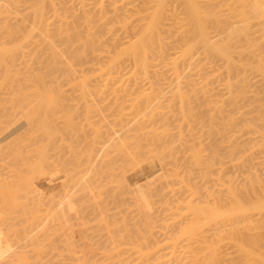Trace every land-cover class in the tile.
Listing matches in <instances>:
<instances>
[{"label": "rangeland", "instance_id": "374dc122", "mask_svg": "<svg viewBox=\"0 0 264 264\" xmlns=\"http://www.w3.org/2000/svg\"><path fill=\"white\" fill-rule=\"evenodd\" d=\"M39 1L1 0L0 2L1 5L3 4L2 7L4 6L3 10L1 8V13L5 11L3 12L5 15L9 14H7L8 17L6 16V19L3 18V15L0 17V43H2L0 45H3L4 49L7 47L15 49L16 47L12 48L14 46L12 43L15 41L13 43L15 46L17 43L24 47L23 52H21L24 58L19 52L16 53V56H21L19 58L15 57L17 62L15 63L14 60V62L10 61L11 64H15V66L12 65L14 69L11 66L15 70V74L17 72L16 69H20L18 72L22 73L23 76H20L21 74L18 76V82L15 81L14 83V90L10 88L11 83L9 84L10 86L6 84V87L3 85L1 77L4 73L2 65L0 67V106L2 105L0 107V138L12 133L13 129H18L25 122L24 127L20 131L5 141H9V143L0 144V193L2 194L0 196V214L4 218L3 222L5 221V225H8L7 227L4 225V229H8V231L6 229L4 232L6 235L5 248L8 249L6 250L7 253L10 251L6 254L7 257H5L3 264H209L213 251L222 254L220 255L221 260H223L221 264H263L264 147L262 149L261 145L264 143L253 141L255 137L252 136L254 133L252 129L254 127L251 124H245L239 115L234 116V118L238 119L234 123L235 125L230 123L232 122L233 114L231 94L229 92L230 81L228 80L230 73L227 59L220 56H208L206 59L203 51H200L201 53H198L199 56H196L195 49L192 51L195 54L193 59L196 57L194 61L193 59L184 61L182 60L184 57H178L181 48L179 50L177 48L185 46V43H187L186 39H190L192 34L188 35L189 38H187L188 36L185 37L187 34L181 37L185 39L183 41L184 39L181 40L179 38L181 35L174 33L172 29L173 32L172 34L170 33V38L167 33V27H179L184 24L188 28L196 22L189 11V5H187V8V3L184 4L185 0L183 2H181L182 0ZM161 1H163L164 5L162 7L160 6ZM164 2H167V4H164ZM207 2L206 0H202L201 4L196 2L201 6L203 5L202 9L196 5L207 15L205 20L208 21L204 22H206V27L209 25V29L207 28L209 36H218L217 39L219 41L220 37H224V35H221V29L226 25L223 20L227 19L226 22L228 23L229 17L226 15H229V13L225 15L228 10L224 9V7L212 10L210 9L212 8L210 7L211 4L209 6V2L208 4ZM60 5L63 8H60ZM56 10L57 12H55ZM41 13L43 17H41ZM130 15L131 17H129ZM62 16L65 17L63 18ZM156 19H159V21L157 20L159 26L160 24L163 25L162 22L164 23V28L161 29V26L159 27L163 31L159 29L161 31H159L160 34H163L160 35V37L163 36V39H161L162 48L155 45V48L149 52V56L153 58L148 56L150 65L148 75L140 71L135 75L133 70H130L133 68L132 65L130 64V67L127 63L124 65L125 67L123 66L121 73L115 74L118 79L122 74L124 81L120 77L122 81L119 79L116 84L115 80L117 78L114 75L113 79L115 80H112L111 85L107 84L108 87L106 86L105 88L101 84L96 85L94 79L95 82L91 81V68H97L98 64L105 63V60L103 61L99 57L103 49L106 51L109 47L110 50L112 41L125 42L135 35L138 38L141 36L139 35L140 32L148 28L150 26L148 24L153 23ZM122 22L123 25H121ZM124 25H127V27L128 25L131 26L128 28L125 26L124 28L126 29H124ZM56 26L57 29L55 28ZM109 26L114 31L110 30ZM185 26L184 28H186ZM164 29L166 30L164 31ZM13 30L17 36H14ZM111 31L114 33H109ZM9 32L12 33L10 35L14 38H8ZM106 35L108 36L106 37ZM66 36L69 37L67 38ZM97 39H100L99 42L101 44ZM9 40L10 43L8 42ZM12 40L13 42H11ZM87 40L95 43L93 52H87L84 55L85 57H81V61L78 60L73 63L74 66L71 69H69L70 67L67 68L73 54L77 53V51L80 52V47ZM49 44H53L52 52L48 49L50 48L48 47ZM21 45L18 48H21ZM97 45L101 48L97 47ZM52 53L62 63L59 65L60 69L54 70L56 73L53 70H49L50 68L46 66L49 58L53 56ZM180 59L185 64L184 66L180 64L182 63ZM95 60L98 62L96 63ZM10 62L7 61V63ZM175 66L179 67V71L172 70ZM46 67L48 72H54L55 75L53 77L55 78L52 76L50 77L52 80L49 77L45 78V83H48L49 88H54L51 86L54 82V86L58 85L55 88L59 91L53 89L52 92L48 93L52 107L48 103L50 108L48 106L45 107L48 109L47 112L46 109L43 110L46 105L38 108V111L40 109L38 115L42 113L40 118L38 117L40 121V124H37L38 126L44 124L43 119L45 120L49 114L47 116L49 122L47 119L45 120L48 122V125L45 122L47 128H45L46 126L44 127L45 130L49 129L47 132L45 130L42 131L41 127L38 128L36 124H34L36 127L31 124L32 127H29V124L26 125V114L30 113L29 111L34 108L31 98L26 103L18 100L23 104L21 108L20 102L15 101L16 104H14L13 97H11L12 94L17 95L20 92L19 90H22V94L31 96L33 93L31 91L35 90L21 88L18 92L16 86L20 85V83L24 85V77L26 79L27 74V76L34 74L32 70L33 72L43 73L46 71ZM12 69L9 68L10 71ZM67 81H70L72 85ZM85 82L89 84V88L91 86L93 88L88 89V85ZM122 82H125V85L121 84ZM95 85L99 87V90L94 87ZM46 90L51 91L52 89L49 90L46 87L44 94H47L45 93ZM152 90L154 91L152 92ZM160 90L161 94L159 93ZM157 91H159V99H157L159 101H156L153 108H149V111H146L147 113L144 111L143 113L142 111L138 112V108L146 100L145 97L152 96V93L156 95L158 94L156 93ZM113 103H117V105L115 104V106ZM239 105L242 104L239 103ZM117 106L122 108L118 109ZM26 108L28 109L26 110ZM183 108L185 109L183 110ZM41 109L47 115H44ZM245 110H248V108L246 107ZM48 111H51V113ZM183 111L187 113L184 114ZM22 114H25L26 117H23L24 115L22 116ZM168 116L170 117L169 119ZM22 117L26 119L23 120ZM132 119H134V122H131ZM239 120L243 124L241 122L239 124ZM126 121H128L129 125L125 124ZM140 121L144 123L143 127H146L147 130L145 131L144 129L145 132L138 130L139 133L133 131L135 127L137 128V124L142 123ZM37 123L39 122L37 121ZM132 123H136V125ZM235 126H238L239 129ZM10 129L11 132L9 131ZM237 130L239 131L238 133ZM48 131L51 137L47 135ZM234 132L237 134H234ZM250 133L252 134L250 135ZM140 134L141 137L139 138ZM156 136L158 139H155ZM134 137L138 139L136 140ZM250 137L253 138L251 139ZM15 139L17 140L14 141ZM164 141L165 143H162ZM236 141L237 145L239 144L241 149L243 148L242 150L240 149L241 152L244 151V147L247 145L246 149L249 148L248 151L245 150L246 153L242 152L243 154H239V152L234 154L236 150L233 149L236 147L231 145L234 142L236 145ZM153 142L155 146L151 145ZM242 142L243 144H241ZM254 143H257L258 147H255L256 144ZM138 146H141L140 149ZM251 148L252 150H250ZM121 150L124 151L122 152ZM237 150L240 151L239 148ZM159 151H161L160 154ZM121 152L125 154L120 155ZM132 153L134 154L132 155ZM149 154L153 155L154 159L150 158ZM196 154H200L198 158ZM39 155L42 156L39 157ZM46 159L50 162V165L49 162L46 165ZM42 160L43 162H41ZM198 160L202 161L203 164ZM41 163H44V165L41 166ZM37 165L41 166V169L42 167L45 168L42 169L44 171L42 174L39 171L40 167H37ZM46 172L50 174H46ZM153 172H157V176L147 180L146 177L151 176ZM37 173H40L41 176ZM27 178L34 180L32 184L35 187L34 192L29 190L30 194L27 196L28 200L26 201L25 199L27 198L25 197L24 199L26 188L22 189L24 190L23 193L25 192L21 196L23 200L19 198V194L22 192L18 193L17 190H20L18 189L19 187L22 188L18 184L28 180ZM22 185L24 187L23 183ZM142 185L143 189L141 188V191H138L142 192L143 195L136 190L138 186L142 187ZM150 185L151 187L149 188L148 186ZM36 188L40 189L43 194L39 195L40 192ZM10 192H15L19 196L15 195L16 197H14L12 194L13 198L10 201ZM232 192L239 193L242 196L240 202L243 203V208H246V212L245 210L243 211L244 213L241 212L243 214L240 212L231 214L230 210L236 207L235 201L232 202ZM31 197H34V199ZM207 209L208 211H205V213L208 212L209 214L212 210L215 213L214 209H216L219 216L208 218L210 215L208 213L204 215L205 213L203 212ZM59 213L65 215L64 219L66 221L61 217L63 214L60 215ZM66 216L68 217L66 218ZM59 217L64 221L61 219L59 221ZM191 219L193 220L191 221ZM238 220L240 223L237 222ZM244 222L245 225H243ZM40 223L44 224L41 225ZM233 224H237L238 227L243 225L239 227V229L242 228L239 230L240 235H234V238L229 235V230H233L237 226L234 225L233 227ZM67 225H71L70 228ZM215 236L218 237L216 238ZM230 236L236 240H232ZM241 241H245L244 246L247 244L248 247L246 248L251 251L254 247V257L256 258L257 256V259L254 257L245 258L246 255L245 257L241 256V248H239L240 252L237 248L239 246L237 242ZM241 246L243 247V244Z\"/></svg>", "mask_w": 264, "mask_h": 264}, {"label": "bare ground", "instance_id": "6f19581e", "mask_svg": "<svg viewBox=\"0 0 264 264\" xmlns=\"http://www.w3.org/2000/svg\"><path fill=\"white\" fill-rule=\"evenodd\" d=\"M7 1V0H6ZM39 1V0H38ZM52 1V0H51ZM59 1H61V0H59ZM64 1V0H63ZM131 1V0H130ZM140 1V0H139ZM163 1H166V0H163ZM163 1H161V7L162 6H164L163 5ZM184 0H182L181 2H183ZM197 3H200L202 0H200V1H197V0H185V2H184V4H186V7H187V5H189L188 7H190V13L192 14V16H193V19L196 21L193 25H190L188 28L183 24L182 26L180 25L179 27L178 26H173V27H171V26H169V27H167V33L169 34V36H170V33L172 34V29L174 30V33H176V34H180L181 36L179 37V38H181V37H183V36H185L186 34V36L185 37H187L189 34L191 35V37H190V39H186L187 40V43H185L186 45L184 46H182V47H180L179 45V47L177 48V50H179L180 48H181V52H180V55L178 56L179 58H182V57H184L182 60H184V61H188V60H190L191 61V59H193V55H195L196 54V56L198 55V53L200 52V51H203L204 52V55H205V57H206V59H207V57L209 56H220V57H223L224 59H227V61H228V67H229V73H230V78H229V80L228 81H230V87H229V92H230V94H231V106H232V114H233V117H232V122H230V123H236V120H238V119H236V118H234V116L236 115H239L240 117H242V119H243V121L245 122V124H251V126L252 127H254L253 129H252V131L254 132L253 133V135L252 136H254L255 138L253 139V141L254 142H258V143H261V142H263L264 143V0H206V1H208L209 2V6H210V4H211V6L210 7H212V8H210V9H220V8H223L224 7V9H227L228 11L225 13V15L226 14H228L229 13V15H226L227 17H229L228 18V23L226 22L227 21V19L226 20H223L225 23H226V25H224L223 26V28L221 29V35H224V37H220V39H219V41H218V36H214V37H210L209 36V34H208V32H207V28H208V26L206 27V25H205V23L208 21V20H205V19H207L206 17H207V15L204 13V11H202V10H200V9H202L201 7L203 6H201L200 4H197ZM0 2H1V0H0ZM2 2H4V1H2ZM32 2V1H31ZM36 2V1H35ZM40 2V1H39ZM44 2V1H43ZM48 2V1H47ZM68 2V1H67ZM137 2V1H136ZM180 2V3H181ZM205 2V1H204ZM203 2V3H204ZM208 2H207V4H208ZM60 3H62V2H60ZM64 3V2H63ZM167 4V2H164V4ZM202 3V4H203ZM45 4V3H44ZM134 4H136V3H134ZM200 6V9H199V7L197 6ZM3 5V4H2ZM2 5L0 4V17H1V15H3V18H7L8 16H7V14L5 15V13H3V12H5V11H2V13H1V8H2V10H3V7H2ZM37 5V4H36ZM42 5V4H41ZM46 5V4H45ZM113 5V4H112ZM129 5V4H128ZM205 5H206V3H205ZM5 6H6V4H5ZM39 6V5H38ZM51 6V5H50ZM56 6V5H55ZM207 6V5H206ZM44 7V6H43ZM43 7H42V9H43ZM52 8H53V6H51ZM51 7H50V9H51ZM66 7V6H65ZM112 7V6H111ZM137 7V6H136ZM187 7V8H188ZM60 8H63L62 7V5H60ZM139 8V7H138ZM166 8V7H165ZM171 8V7H170ZM10 9V8H9ZM45 9V8H44ZM54 9V8H53ZM56 9V8H55ZM68 9V8H67ZM136 9V8H135ZM162 9V8H161ZM167 9V8H166ZM39 10V9H38ZM49 10V9H48ZM58 10V9H57ZM57 10L55 11V12H57ZM61 10V9H60ZM142 10V9H141ZM7 11H9V10H7ZM6 11V12H7ZM115 11V10H114ZM128 11V10H127ZM140 11V10H139ZM40 12H41V9H40ZM67 12V11H66ZM136 12H138V11H136ZM135 12V13H136ZM160 12V11H159ZM209 12V11H208ZM37 13H39V12H37ZM43 13H45V12H43ZM134 13V14H135ZM46 14V13H45ZM57 14V13H56ZM69 14V13H68ZM67 14V15H68ZM105 14V13H104ZM133 14V15H134ZM208 14V13H207ZM4 15H5V17H4ZM9 15V14H8ZM43 14L41 13V17H43L42 16ZM167 15H168V13H167ZM7 16V17H6ZM54 16V15H53ZM66 16V15H65ZM64 16V17H65ZM99 16H100V14H99ZM218 16V15H217ZM63 17V16H62ZM61 17V18H62ZM63 17V18H64ZM76 17V16H75ZM105 17V16H104ZM103 17V18H104ZM129 17H131V15L129 16ZM128 16H127V18H129ZM209 17H211V16H209ZM227 17H225V18H227ZM45 18V17H44ZM52 18V17H51ZM61 18H59V19H61ZM50 19V18H49ZM57 19H58V16H57ZM78 19V18H77ZM209 19V18H208ZM4 20V19H3ZM62 20V19H61ZM75 20V19H74ZM99 20V19H98ZM129 20V19H128ZM157 20L159 21V19H156L155 21H153V23H151V24H148V25H150L148 28H144L145 30H143L142 32H140V34L139 35H141V36H139L138 38L137 37H135V36H133L134 38H137V39H134L133 37L131 38V39H129V40H127V41H125V42H120V41H116V42H113L112 41V43H110L111 45H110V50H109V47L106 49V51H104L105 49H101L103 52H100V51H98V49H97V51L98 52H100V58H102L103 59V61L105 60V63H103V64H101V66H100V64H98L99 66L97 67V68H94L93 66V68H91V73H92V75H91V81L93 80L94 82H95V84L97 85V84H101V86H103L104 88L107 86L108 87V85H111V81L113 80H115V79H113V77H114V75L115 74H117L118 75V72H120V71H123L122 69H123V66L125 65V64H129V66L131 67V65H132V69H130V70H133V72L135 73V75H136V73L137 72H141V73H145V75H146V73H147V75L149 74V71H148V69H149V59H148V56L150 55L149 54V52L151 51V50H153L154 48H155V45H157L158 47H161L162 46V40L161 39H163V36L162 37H160V35H163L162 33L160 34V32L162 31L161 29L162 28H164L163 27V25H164V23L162 22V24L163 25H161L160 24V26H159V22H157ZM2 21V20H1ZM87 21V20H86ZM123 21V20H122ZM204 21H206V22H204ZM77 22H78V20H77ZM90 22V21H89ZM100 22H101V20H100ZM99 22V23H100ZM140 22V21H139ZM54 23V22H53ZM61 23V22H60ZM87 23V22H86ZM224 23V24H225ZM103 24V23H102ZM125 24V23H124ZM127 24H128V22H127ZM210 24V23H209ZM62 25V24H61ZM61 25H59V26H61ZM67 25V24H66ZM77 25V24H76ZM90 25V24H89ZM106 25V24H105ZM121 25H123V22H122V24ZM166 25V24H165ZM47 26V25H46ZM53 26V25H52ZM98 26H100L99 24H98ZM108 26V25H107ZM126 26V28H128V27H130L131 25H128V27H127V25H124L123 26V28ZM184 26L187 28H184ZM220 26H222L221 24H220ZM69 27V26H68ZM87 27V26H86ZM89 27V26H88ZM106 27V26H105ZM110 27V26H109ZM133 27V26H132ZM161 29H160V28ZM19 28V27H18ZM56 29H57V26L55 27ZM59 28V27H58ZM66 28V27H65ZM112 27H110L109 29L110 30H113V29H111ZM126 28H124V29H126ZM135 28V27H134ZM34 29V28H33ZM51 29V28H50ZM86 29V28H85ZM91 29H92V27H91ZM108 29V28H107ZM115 29V28H114ZM123 29V30H124ZM161 31H160V30ZM209 29V28H208ZM11 30V29H10ZM60 30V29H59ZM88 30V29H87ZM90 30V29H89ZM100 30H102V29H100ZM128 30V29H127ZM166 29H164V31H165ZM65 31V30H64ZM98 31V30H97ZM107 31V30H106ZM114 31V30H113ZM125 31V30H124ZM123 31V32H124ZM160 31V32H159ZM171 31V32H170ZM13 32H14V36H17V35H15V31L13 30ZM20 32H21V29H20ZM31 32V31H30ZM73 32V31H72ZM116 32H118V31H116ZM126 32H128V31H126ZM163 32V31H162ZM17 33V32H16ZM18 33H19V31H18ZM101 33H102V31H101ZM109 33H114V32H109ZM173 33V34H174ZM217 33V32H216ZM9 34V36H8V38L10 37V38H14L13 36H11L10 34H12L11 32H9L8 33ZM32 34V33H31ZM35 34V33H34ZM58 34V33H57ZM97 34V33H96ZM167 34V35H168ZM50 35V34H49ZM89 35V34H88ZM175 35V34H174ZM173 35V36H174ZM189 35V36H190ZM32 36V35H31ZM54 36V35H53ZM64 36H65V33H64ZM102 36V35H101ZM105 36V35H104ZM108 35H106V37H107ZM113 36V35H112ZM115 36H116V34H115ZM168 36V37H169ZM189 36L187 37V38H189ZM193 36V37H192ZM20 37V36H19ZM57 37V36H56ZM67 37V36H66ZM65 37V38H66ZM69 37V36H68ZM67 37V38H68ZM92 38V37H91ZM101 38V37H100ZM128 38H129V36H128ZM170 38H171V36H170ZM192 38V39H191ZM17 39V38H16ZM76 39V38H75ZM103 39V38H102ZM108 39V38H107ZM125 39H126V37H125ZM124 39V40H125ZM182 39H184V38H181V40ZM11 40V39H10ZM10 40L8 41L9 43H10ZM15 40V39H14ZM18 40V39H17ZM58 40V39H57ZM98 40V39H97ZM100 40V39H99ZM99 40H98V42H99ZM104 40V39H103ZM106 40V39H105ZM109 40V39H108ZM117 40H122V39H117ZM123 40V41H124ZM1 41V40H0ZM55 41V40H54ZM111 41V40H110ZM183 41H185V39L183 40ZM11 42H13V40L11 41ZM15 42V41H14ZM13 42V43H14ZM76 42V41H75ZM106 42H108V41H106ZM12 43V45H14L12 48H15V49H9V47H5L6 49H4L3 48V45H0V47H2V48H0V67H1V65H2V70H3V75H2V77H1V79H3V85L5 86L6 84H10L9 86H10V88L11 89H13L14 90V88H15V81L16 82H18V79L17 78H19L18 76L20 75V76H22V73H20V72H18L20 69H16L17 70V72H16V74H15V70H13L14 68H13V66L12 65H14L15 66V64L13 63V64H11V62L14 60L15 61V57L17 58H19L21 55H19V56H16V53H19L20 52V54H22V57L24 58V55H23V53H21V52H23V46L21 45V44H17L16 43V46H15V44H13ZM61 43H63V42H61ZM67 43V42H66ZM100 44H101V42H99ZM0 44H2V43H0ZM57 44V43H56ZM72 44H74V43H72ZM20 46L21 45V48L19 47L18 48V46ZM95 43L93 42V41H91V40H87L84 44H83V46L82 47H80V52L79 51H77V53H75V54H73V56H72V58H71V60H70V63H68V65H67V68L68 67H70L69 69H71L72 68V66H74V64L73 63H75V62H77L78 60H82V58H83V56L85 55V54H87V52H90V51H92L93 50V48H95ZM182 45V44H181ZM102 46L104 47V45H103V43H102ZM108 46V45H107ZM172 46V45H171ZM175 46V45H174ZM48 47H50V48H48V49H50V51L54 48L53 47V44H49V46ZM97 47H99V45H97ZM96 47V48H97ZM102 47V48H103ZM176 47V46H175ZM82 48V49H81ZM99 48H101V47H99ZM162 48V47H161ZM175 49V48H174ZM194 49L196 50V51H194ZM79 50V49H78ZM33 51V50H32ZM53 51V50H52ZM51 51V52H52ZM97 51H95V52H97ZM162 51V50H161ZM192 51H194V52H196L195 54H194V52H192ZM93 52V51H92ZM94 52V54H96ZM179 52V51H178ZM35 53V52H34ZM153 53V52H152ZM151 53V54H152ZM201 53V52H200ZM199 53V54H200ZM37 54V53H36ZM62 54V53H61ZM105 54V55H104ZM163 54V53H162ZM176 54V53H175ZM39 55V54H38ZM53 55V56H52ZM52 57L51 58H49V60L47 61V67L48 68H50L49 70H56V69H58L59 68V65H61L62 63H60L59 62V60H58V58L56 57V55L54 56V54L52 53ZM71 55V54H70ZM98 55V54H97ZM124 55V56H123ZM36 56V55H35ZM34 56V57H35ZM88 56H89V54H88ZM94 56V55H93ZM92 56V57H93ZM126 56V57H125ZM199 56V55H198ZM34 57H32V58H34ZM82 57V58H81ZM85 57V56H84ZM149 57H151V56H149ZM177 57V59H179ZM7 58H9V60H7ZM22 58V59H23ZM31 58V59H32ZM35 58H37V57H35ZM41 58V57H40ZM151 58H153V57H151ZM150 58V59H151ZM196 58V57H195ZM194 58V59H195ZM26 59V58H25ZM24 59V60H25ZM85 59V58H84ZM194 59H193V61H194ZM47 60V59H46ZM80 60V61H81ZM98 60V59H97ZM101 60V59H100ZM7 61L8 62H10V63H7ZM13 61V62H14ZM33 61V60H32ZM40 61V60H39ZM96 61V60H95ZM102 61V62H103ZM153 61V60H152ZM175 61V60H174ZM180 61H181V59H180ZM17 61H15V63H16ZM23 62V61H22ZM36 62V61H35ZM44 62V61H43ZM69 62V61H68ZM98 61H96V63H97ZM178 62V61H177ZM182 63H180L181 65L183 64V61H181ZM26 63V62H25ZM31 63V62H30ZM30 63H29V65H30ZM67 63V62H66ZM185 63V62H184ZM191 63V62H190ZM9 64H10V66H9ZM33 64V63H32ZM131 64V65H130ZM188 64H189V62H188ZM22 65V64H21ZM93 65V64H92ZM177 65V64H176ZM185 64H183V66H184ZM192 65V64H191ZM11 66H12V68H11ZM27 66V65H26ZM32 66V65H31ZM42 66H43V64H42ZM64 66V65H63ZM91 66V65H90ZM152 66V65H151ZM190 66V65H189ZM207 66V65H206ZM46 67V71L48 70V68ZM125 67V66H124ZM182 67V66H181ZM9 68L10 69H12L11 71L9 70ZM155 68V67H154ZM183 68V67H182ZM185 68V67H184ZM1 69V68H0ZM33 69V68H32ZM60 69V68H59ZM125 69V68H124ZM41 70V69H40ZM44 70V69H43ZM68 70V69H67ZM173 71H179V67L177 66H175L173 69H172ZM14 71V72H13ZM23 71V70H22ZM33 72V70H32V73H34V74H32L31 76L29 75V76H27L26 75V79H25V77H24V79L23 80H25L24 81V85H21V83H20V85L18 84V86H16L17 87V91L19 90V89H21V88H24V89H27V88H29V89H32V90H35V91H31V92H35L34 94L32 93L31 94V96L29 95V96H26L25 94H22L21 93V91L22 90H19L18 92V94L16 95H11V97H13V100H14V102L13 101H10V102H13L14 104H16L15 103V101H18V100H21L22 102H25L26 103V101L28 100V99H32V102L31 103H33L34 105H33V110H30L29 112L30 113H28V114H26L27 115V117L25 116V114H22V116L23 117H26L25 119L27 120V123H26V125L27 124H29V127L31 126V125H33V126H35L34 124H40V121L38 120V117L40 118V115H42V113H40V115H38L39 113V111H40V109H39V111H38V108H42V106L43 105H46V106H44V109L43 110H45L46 108L45 107H47L48 106V108H50V106H51V102L49 101V95H48V93L49 92H52L53 91V89H56L55 91H58L57 90V88H55V87H58V85H56V86H54V82H53V84L51 85L52 87H54V88H49L48 87V83H45L46 81H45V78H48L49 77V79H51L50 77L52 76H54L55 74H54V72L56 73V71H54V72ZM129 71V70H128ZM12 72V73H11ZM27 72V71H26ZM26 72H23V73H26ZM29 72V71H28ZM90 72V71H89ZM13 73H14V75H13ZM45 73H47V74H45ZM48 73H50V74H52V75H50V74H48ZM68 73H69V71H68ZM73 73V72H72ZM88 73V72H87ZM121 73V72H120ZM120 73H119V75H120ZM131 73V72H130ZM30 74H31V72H30ZM67 74V73H66ZM70 74V73H69ZM68 74V75H69ZM93 74H94V76H93ZM131 74H133V73H131ZM138 74V73H137ZM13 75V76H12ZM46 75V76H45ZM125 75V74H124ZM129 75V74H128ZM116 76V75H115ZM12 77H15V78H13L12 79ZM23 77V76H22ZM21 77V78H22ZM32 77V78H31ZM95 77V78H94ZM123 79V77H122V74L119 76V79L121 80V78ZM53 78H55V77H53ZM115 78H117L116 80H115V82H116V84H117V81L119 80L118 79V77L116 76ZM15 79V80H14ZM81 79V78H80ZM132 79V78H131ZM12 80H14V81H12ZM52 80V79H51ZM70 80V79H69ZM89 80H90V75H89ZM134 80V79H133ZM2 81V80H1ZM85 81V80H84ZM92 81V82H93ZM112 81V82H113ZM122 81V80H121ZM123 81H124V79H123ZM49 82H51L50 80H49ZM68 82V81H67ZM70 82V81H69ZM68 82V83H69ZM71 82H72V80H71ZM69 83V84H71L72 85V83ZM91 82V83H92ZM198 82V81H197ZM215 82V81H214ZM74 83V82H73ZM86 83V82H85ZM110 83V84H109ZM207 83V82H206ZM205 83V84H206ZM229 83V82H228ZM83 84H84V82H83ZM87 85H88V89H90V88H93L91 85V87L89 88V84L88 83H86ZM108 84V85H107ZM121 84H124L125 85V82H122ZM160 84V83H159ZM208 84V83H207ZM8 85H7V88H8ZM74 85V84H73ZM85 85V84H84ZM86 85V86H87ZM96 85L94 86L97 90H99L98 88L99 87H96ZM123 85V86H124ZM228 85V86H229ZM49 86H50V84H49ZM69 86V85H68ZM100 86V85H99ZM112 86H113V84H112ZM111 86V87H112ZM122 86V85H121ZM146 86V85H145ZM6 87V86H5ZM47 87V89H49V90H51V91H45V93H47V94H44L43 92H44V89ZM74 87V86H73ZM85 87V86H84ZM129 87H130V85H129ZM171 87V86H170ZM61 88V87H60ZM86 88V87H85ZM110 88V87H109ZM109 88H106V89H109ZM115 88V87H114ZM122 88V87H121ZM158 88V87H157ZM10 89V90H11ZM29 89H27V90H29ZM82 89V88H81ZM87 89V88H86ZM103 89V88H102ZM166 89V88H165ZM2 90V89H1ZM101 90V89H100ZM105 90V89H104ZM161 90H163V89H161ZM161 90H160V92L159 91H157L156 93H162L161 92ZM167 90V89H166ZM16 91V92H17ZM54 91V93H56ZM102 91V90H101ZM151 91V90H150ZM154 90H152V92H153ZM164 91V90H163ZM59 92V91H58ZM57 92V93H58ZM193 92V91H192ZM159 93L158 94H156V95H154V93H152V96H150L149 95V97H145L146 98V100H145V102H143L142 103V106H140L141 107V109H140V107L138 108L139 109V111L138 112H141L142 111V113H143V111L144 112H148L149 111V108L150 109H152L153 108V105L156 103V101H157V99H159ZM164 93V92H163ZM2 94V93H1ZM174 94V93H173ZM59 95V94H58ZM60 96V95H59ZM59 96H57L58 98H59ZM162 96V95H161ZM175 96V95H174ZM44 97H46V99H44ZM167 97V96H166ZM177 97V96H176ZM161 98V97H160ZM172 98H173V96H172ZM175 98V97H174ZM12 99V98H11ZM61 99V98H60ZM44 100H46V101H44ZM21 101H18V102H20V107L22 108L23 107V104H22V102ZM116 101V100H115ZM128 101V100H127ZM144 101V100H143ZM155 101V102H154ZM159 101V100H158ZM157 101V102H158ZM198 101V100H197ZM1 103H2V101H1ZM6 103V102H5ZM28 103V102H27ZM50 104V106H49V104ZM124 103V102H123ZM165 103H166V101H165ZM172 103H173V101H172ZM185 103V102H184ZM183 103V104H184ZM198 103V102H197ZM239 103H241L242 105H239ZM244 103V104H243ZM21 104H22V106H21ZM48 104V105H47ZM114 104V103H113ZM116 105H117V103H115ZM114 104V105H115ZM171 104V103H170ZM26 105H28V104H26ZM115 105V106H116ZM124 105V104H123ZM139 105V104H138ZM160 105V104H159ZM2 106V105H1ZM0 106V107H1ZM29 106H31L30 104H29ZM41 106V107H40ZM175 106V105H174ZM52 107V106H51ZM118 107V106H117ZM136 107V106H135ZM134 107V108H135ZM152 107V108H151ZM201 107V106H200ZM246 107L248 108V110H245L246 109ZM19 108V107H18ZM120 107H118V109H119ZM122 108V107H121ZM120 108V109H121ZM162 108V107H161ZM199 108V107H198ZM250 108V109H249ZM28 108H26V110H27ZM29 109H31L30 107H29ZM158 109V108H157ZM175 109V108H174ZM185 108H183V110H184ZM189 109V108H188ZM20 110V109H19ZM43 110L41 109V112H43ZM47 110L48 109H46V112H47ZM193 110V109H192ZM245 110V111H244ZM22 111H23V109H22ZM126 111V110H125ZM135 111V110H134ZM136 111H137V109H136ZM165 111V110H164ZM176 111V110H175ZM181 111V110H180ZM186 111V110H185ZM198 111V110H197ZM242 111V112H241ZM25 112V111H24ZM23 112V113H24ZM48 112H50L51 113V111H48ZM121 112V111H120ZM146 112V113H147ZM152 112V111H151ZM184 112V111H183ZM193 112V111H192ZM22 113V112H21ZM20 113V114H21ZM44 113V112H43ZM133 113V112H132ZM141 113V114H142ZM157 113V112H156ZM185 113H187V112H184V114ZM47 115V113H44V115ZM140 114V113H139ZM149 114V113H148ZM147 114V115H148ZM167 114V113H166ZM49 115V114H48ZM47 115V116H48ZM122 115V114H121ZM137 115V114H136ZM144 115H145V113H144ZM150 115V114H149ZM153 115V114H152ZM47 116H46V119H47ZM140 116H142V115H140ZM171 116V115H170ZM183 116V115H182ZM188 116V115H187ZM23 117H22V119H23ZM43 117V116H42ZM154 117V116H153ZM167 117V116H166ZM166 117H165V119H166ZM197 117V116H196ZM239 117V118H240ZM45 118V117H44ZM136 118H137V116H136ZM135 118V119H136ZM151 118V117H150ZM156 118V117H155ZM170 117L168 116V119H169ZM200 118V117H199ZM231 118V117H230ZM229 118V119H230ZM21 119V118H20ZM25 119H23V120H25ZM45 119V120H46ZM141 119V118H140ZM164 119V120H165ZM241 119V118H240ZM242 119H241V121H242ZM44 119H43V122H44V124H42L43 122H42V119H41V124L43 125V127H42V125L41 126H38V128H40L42 131H44L45 130V128H47V126L46 125H48L47 123L49 122L48 121V119H47V121L48 122H46ZM134 119H132V121L131 122H134L133 121ZM139 120V119H138ZM151 120V119H150ZM161 120V119H160ZM186 120H187V118H186ZM230 120V121H231ZM37 121L39 122V123H37ZM129 121H130V119H129ZM136 121V120H135ZM143 121V120H142ZM142 121H140V122H142ZM146 121V120H145ZM159 121V120H158ZM163 121V120H162ZM184 121V120H183ZM240 120H239V124H240V122H241ZM17 122H18V120H17ZM16 122V123H17ZM45 122H46V125H45ZM127 122V123H126ZM125 122V124H128V121H126ZM138 122V121H137ZM136 122V123H137ZM144 122V121H143ZM141 123L142 124V126H141V124H137V128L135 127L134 128V130L133 131H135V132H138V130L139 131H144V129H145V131L147 130V128L146 127H143V124L145 123ZM155 122V121H154ZM153 122V123H154ZM157 122V121H156ZM160 122V121H159ZM158 122V123H159ZM167 122V121H166ZM188 122V121H187ZM15 123V124H16ZM136 123L135 124H133V125H136ZM152 123V124H153ZM161 123V122H160ZM159 123V124H160ZM164 123V122H163ZM186 123V122H185ZM242 124H243V122H241ZM31 124V125H30ZM121 124V123H120ZM150 124V123H149ZM151 124V125H152ZM174 124V123H173ZM233 124H232V126H233ZM20 125V124H19ZM24 125H25V122L24 123H22V126H20L18 129H13V131H12V133H9L8 135L6 134L5 135V137H1L0 138V144L2 145V143H4L8 138H11L12 136H14V134L16 133V132H18V131H20L23 127H24ZM124 125V124H123ZM129 125V124H128ZM153 125H155V124H153ZM162 125H164V124H162ZM235 125V124H234ZM46 126V127H45ZM144 126H146V125H144ZM158 126V125H157ZM167 126H168V123H167ZM246 126H248V125H246ZM250 126V127H251ZM32 127V126H31ZM36 127V126H35ZM45 127V128H44ZM50 127V126H49ZM163 127V126H162ZM166 127V126H165ZM231 127V126H230ZM236 127V126H235ZM42 128H44V129H42ZM143 128V129H142ZM236 128H238V126L236 127ZM7 129V128H6ZM27 129V128H26ZM29 129V128H28ZM130 129V128H129ZM150 129H151V127H150ZM232 129V128H231ZM239 129V128H238ZM47 130H49V129H46L45 131L47 132ZM51 130V129H50ZM123 130V129H122ZM126 130V129H125ZM148 130H149V128H148ZM213 130V129H212ZM245 130V129H244ZM250 130V129H249ZM5 131V130H4ZM10 132H11V129L9 130ZM142 131V132H143ZM144 131V132H145ZM246 131V130H245ZM252 131H250V132H252ZM27 132V131H26ZM46 132H43L44 134H47ZM49 132V131H48ZM216 132H218V131H216ZM239 131L237 130V133H238ZM242 132V131H241ZM22 133V132H21ZM31 133H32V129H31ZM115 133V132H114ZM139 133V132H138ZM219 133V132H218ZM237 133H235L234 132V134H237ZM246 133V132H245ZM4 134V133H3ZM50 134V132L47 134L48 136H50L49 135ZM117 134V133H116ZM115 134V135H116ZM152 134V133H151ZM206 134H208V133H206ZM213 134V133H212ZM214 134H216V133H214ZM233 134V135H234ZM248 134H249V132H248ZM252 133H250V135H251ZM134 135V134H133ZM144 135V134H143ZM154 135V134H153ZM153 135H151V136H153ZM242 135V134H241ZM18 136V135H17ZM20 136V135H19ZM118 136V135H117ZM124 136V135H123ZM150 136V135H149ZM161 136V135H160ZM199 136V135H198ZM197 136V137H198ZM246 136V135H245ZM51 137V136H50ZM120 137V136H119ZM125 137V136H124ZM123 137V138H124ZM128 137V136H127ZM141 137V134H140V136H139V138ZM147 137H148V135H147ZM163 137V136H162ZM167 137H168V135H167ZM211 137H212V135H211ZM240 137V136H239ZM247 137V136H246ZM20 138V137H19ZM111 138V137H110ZM115 138V137H114ZM165 138V137H164ZM169 138H171L170 136H169ZM201 138V137H200ZM203 138V137H202ZM236 138V137H235ZM251 139L253 138V137H250ZM121 139V138H120ZM134 139H136V137H134ZM138 139V138H137ZM136 139V140H137ZM143 139H145V138H143ZM155 139H158L157 138V136L155 137ZM160 139V138H159ZM237 139H239V138H237ZM237 139H235V140H237ZM12 140V139H11ZM17 139H15L14 141H16ZM128 140V139H127ZM165 140V139H164ZM108 141H109V139H108ZM115 141V140H114ZM121 141V140H120ZM124 141V140H123ZM170 141H171V139H170ZM216 141V140H215ZM247 141V140H246ZM8 143H9V141H7ZM7 142H5L4 144H6ZM116 142H117V140H116ZM122 142V141H121ZM141 142H142V138H141ZM140 142V143H141ZM249 142H250V140H249ZM114 143V142H113ZM148 143V142H147ZM156 143V142H155ZM162 143H165V141L164 142H162ZM170 143V142H169ZM199 143V142H198ZM235 143V142H234ZM232 144L231 146H235L237 149L239 148V150L241 149V147L239 146V144L237 145V141H236V145L235 144ZM251 143V142H250ZM108 144V143H107ZM145 144V143H144ZM168 144V143H167ZM174 144V143H173ZM172 144V145H173ZM187 144V143H186ZM241 144H243V142L241 143ZM245 145H246V143H244ZM249 144V143H248ZM254 144H256V146L255 147H258L257 146V143H254ZM123 145V144H122ZM134 145V144H133ZM137 145V144H136ZM151 145H154V142H153V144H151ZM157 145V144H156ZM159 145V144H158ZM172 145H171V147H172ZM220 145V144H219ZM244 145V146H245ZM251 145V144H250ZM259 146H260V144H258ZM264 145V144H263ZM263 145H261L262 146V149H263ZM111 146H113V145H111ZM110 146V147H111ZM116 147H117V145H115ZM124 146V145H123ZM122 146V147H123ZM142 146V145H141ZM141 146H138L139 147V149H140V147ZM146 146H148V145H146ZM155 146V145H154ZM160 146V145H159ZM161 146H163V145H161ZM217 146V145H216ZM233 146V147H234ZM239 146V147H238ZM241 146H243V145H241ZM248 146V145H247ZM247 146L246 147H244V151H242L243 153H246L245 152V150H247L248 151V149H246L247 148ZM136 147V146H135ZM138 147H137V149H138ZM209 147V146H208ZM219 147V146H218ZM253 147V146H252ZM156 148V147H155ZM158 148V147H157ZM165 148V147H164ZM199 148V147H198ZM210 148V147H209ZM236 148H231V149H233V150H236V151H234V154H237L238 152H239V154H241L242 152H241V150L243 149H241L240 151H238ZM118 149H120V148H118ZM124 149H125V146H124ZM133 149V148H132ZM167 149V148H166ZM179 149V148H178ZM202 149H203V147H202ZM219 149H220V147H219ZM254 149V148H253ZM260 149H261V147H260ZM259 149V150H260ZM127 150H129V149H127ZM145 150V149H144ZM143 150V151H144ZM159 150V149H158ZM169 150V149H168ZM198 150V149H197ZM196 150V151H197ZM201 150V149H200ZM204 150V149H203ZM218 150V149H217ZM233 150H231V151H233ZM250 150H252V148L250 149ZM118 151V150H117ZM122 151V150H121ZM124 151V150H123ZM122 151V152H123ZM130 151V150H129ZM154 151H155V149H154ZM171 151H173V150H171ZM210 151V150H209ZM115 152V151H114ZM120 152V151H119ZM120 153V155L121 154H125V153ZM128 152V151H127ZM156 152V151H155ZM160 152L161 151H159V154H160ZM195 152V151H194ZM216 152V151H215ZM236 152V153H235ZM42 153V152H41ZM140 153V152H139ZM149 153V152H148ZM151 153V152H150ZM157 153V152H156ZM155 153V154H156ZM198 153V152H197ZM213 153V152H212ZM233 153V152H232ZM242 153V154H243ZM260 153H261V151H260ZM263 153V152H262ZM45 154V153H44ZM127 154V153H126ZM129 154V153H128ZM134 153H132V155H133ZM153 154V153H152ZM215 154V153H214ZM46 155V154H45ZM141 155V154H140ZM150 155V154H149ZM162 155H163V153H162ZM168 155H170V154H168ZM195 155V154H194ZM197 155V154H196ZM200 155V154H199ZM199 155H197V158H198V156ZM217 155V154H216ZM42 156V155H41ZM40 155H39V157H41ZM148 156V155H147ZM153 155H150L149 157L150 158H153L152 157ZM180 156V155H179ZM237 156V155H236ZM132 157V156H131ZM166 157V156H165ZM172 157V156H171ZM193 157H195V156H193ZM48 158H49V156H48ZM47 158V159H48ZM145 158V157H144ZM147 158V157H146ZM157 158H159V157H157ZM47 159H46V161H45V163H46V165L48 164L47 162H49V161H47ZM154 159V158H153ZM164 159V158H163ZM177 159V158H176ZM185 159V158H184ZM199 159H200V157H199ZM145 160H147V159H145ZM152 160V159H151ZM151 160H149V161H151ZM160 160V159H159ZM201 160V159H200ZM200 160H198V161H200ZM204 160V159H203ZM134 161H135V159H134ZM140 161V160H139ZM183 161H185V160H183ZM41 162H43V160L41 161ZM136 162V161H135ZM134 162V163H135ZM146 162V161H145ZM148 162V161H147ZM164 162V161H163ZM180 162V161H179ZM201 163H202V161H200ZM40 163V162H39ZM137 163V162H136ZM142 163V162H141ZM161 163V162H160ZM167 163V162H166ZM165 163V164H166ZM184 163V162H183ZM197 163V162H196ZM201 163H199V164H201ZM38 164V163H37ZM42 165L41 166H43L44 165V163H41ZM102 164V163H101ZM138 164V163H137ZM171 164H172V162H171ZM176 164V163H175ZM203 164V163H202ZM202 164H201V166H202ZM209 164V163H208ZM49 165H50V162H49ZM143 165H144V163H143ZM170 165V164H169ZM180 165V164H179ZM35 166H36V164H35ZM34 166V167H35ZM39 165H37V167H38ZM41 166H39L40 167V170L39 169H37V170H39V171H41V174H42V172H44L42 169L44 168V167H42V169H41ZM53 166V165H52ZM93 166H95V165H93ZM139 166V165H138ZM165 166V165H164ZM175 166V165H174ZM36 167V168H37ZM96 167V166H95ZM102 167V166H101ZM47 168H48V166H47ZM31 169V168H30ZM45 169V168H44ZM34 171H35V169H33ZM164 170V169H163ZM46 171V170H45ZM172 171V170H171ZM166 172V171H165ZM170 172V171H169ZM38 175H40V173H37ZM36 174V175H37ZM46 174H50V173H47L46 172ZM45 174V175H46ZM157 172H153L152 173V175L151 176H149V177H146L147 178V180L149 179V180H151V179H153L154 177H156L157 175ZM163 174V173H162ZM161 174V175H162ZM166 174H167V172H166ZM176 174V173H175ZM164 175V174H163ZM169 175V174H168ZM41 176V175H40ZM43 176H44V173H43ZM49 176V175H48ZM167 176V175H166ZM39 177V176H38ZM160 177V176H159ZM169 177V176H168ZM41 178V177H40ZM55 178V177H54ZM123 178V177H122ZM165 178V177H164ZM4 179V178H3ZM28 179V178H27ZM30 182H29V181ZM28 180H24V181H22V183L24 184V187H23V185H22V183H20V184H18L19 186H22V188H18V189H20L19 191L17 190V192L18 193H20V192H22L23 193V191L24 190H22L23 188L26 190L24 193H25V195L26 196H24V199H25V197L27 198V196L30 194V192H29V190H32V192H34L33 190H34V187H35V185H33L32 183H34L33 181V179L32 178H29ZM39 180V179H38ZM52 180V179H51ZM123 180H124V178H123ZM155 180V179H154ZM221 180V179H220ZM126 181V180H125ZM27 182H29V183H27ZM151 182V181H150ZM253 182V181H252ZM26 183V184H25ZM126 183V182H125ZM170 183V182H169ZM28 184V185H27ZM31 184V185H30ZM124 184V183H123ZM126 184H128V183H126ZM126 184H125V186H126ZM155 184V183H154ZM26 185V186H25ZM143 185H145V184H143ZM143 185H142V187L141 186H138L137 187V191L139 190V191H141V188L143 189ZM147 185H148V183H147ZM221 185V184H220ZM253 185V184H252ZM262 185V184H261ZM129 186V185H128ZM155 186V185H154ZM219 186V185H218ZM149 188L151 187V185L150 186H148ZM243 187V186H242ZM87 188H88V186H87ZM86 188V189H87ZM130 188V187H129ZM146 188V187H145ZM217 188V187H216ZM222 188V187H221ZM258 188V187H257ZM12 189V188H11ZM14 189H16V188H14ZM36 189H38V188H36ZM152 189V188H151ZM150 189V190H151ZM153 189H155L154 187H153ZM248 189V188H247ZM22 190V191H21ZM89 191H90V189H88ZM132 190V189H131ZM134 190V189H133ZM135 190V191H136ZM218 190V189H217ZM251 190H252V188H251ZM261 190H262V188H261ZM14 191H16V190H14ZM37 191V190H36ZM38 191L40 192L39 193V195H42L43 193H42V191L40 190V189H38ZM138 191V192H139ZM260 191V190H259ZM12 192V191H11ZM9 193L10 195H11V197H9L10 198V201H12L11 199L13 198V195H14V197H16V196H19L20 195V197L19 198H22L21 196H23L24 195V193L21 195V194H19V195H17V194H15V192L14 193ZM91 192V191H90ZM151 192V191H150ZM241 192V191H240ZM248 192V191H247ZM36 193V192H35ZM137 193V192H136ZM139 193H141L142 194V192H139ZM145 193V192H144ZM217 193V192H216ZM243 193V192H242ZM242 193H241V195H242ZM1 194V193H0ZM13 194V195H12ZM90 194H92V193H90ZM89 194V195H90ZM135 194V193H134ZM138 194V193H137ZM147 194H148V192H147ZM9 195V196H10ZM16 195V196H15ZM93 195V194H92ZM143 195V194H142ZM232 195H233V201L232 202H234L235 201V204H236V207L235 208H232L230 211H231V214H234V213H238V212H243L246 208L244 207L243 208V203L242 202H240V198L242 197V196H240L239 195V193L238 194H236V192H232ZM249 195V194H248ZM256 195V194H255ZM0 196H2V194L0 195ZM146 196V195H145ZM149 196V195H148ZM153 196V195H152ZM39 196L37 195V198H38ZM41 197V196H40ZM56 197V196H55ZM144 197V196H143ZM248 197V196H247ZM259 197H260V195H259ZM31 198H33L34 199V197H31ZM42 198H44L43 196H42ZM39 199V198H38ZM45 199V198H44ZM43 199V200H44ZM214 199V198H213ZM242 199V198H241ZM256 199H258V198H256ZM22 200H23V198H22ZM26 201L28 200V198L27 199H25ZM50 200H52V199H50ZM54 200V199H53ZM245 200V199H244ZM247 200V199H246ZM251 200V199H250ZM9 201V202H10ZM17 201V200H16ZM37 201V200H36ZM20 202V201H19ZM38 203H39V201H37ZM43 202V201H42ZM215 202V201H214ZM217 202H218V200H217ZM250 202V201H249ZM14 203V202H13ZM24 203V202H23ZM199 203V202H198ZM203 203V202H202ZM208 203V202H207ZM216 203V202H215ZM219 203V202H218ZM229 203V202H228ZM245 203V202H244ZM10 204H11V202H10ZM222 204V203H221ZM14 205V204H13ZM12 205V206H13ZM41 205V204H40ZM39 205V206H40ZM213 205V204H212ZM233 205H234V203H233ZM233 205H232V207H233ZM194 206V205H193ZM214 206H216V205H214ZM218 206V205H217ZM224 206V205H223ZM18 207V206H17ZM37 207H38V205H37ZM41 207V206H40ZM228 207V206H227ZM216 208V207H215ZM36 209V208H35ZM255 209V208H254ZM33 210V209H32ZM37 210H38V208H37ZM195 210V209H194ZM211 210V209H210ZM215 210V213H214V211L212 210L211 212H213V213H211L210 211V214L208 213V215H210V217L208 216V218H215L216 216L218 217L219 216V213H217L218 211H216V209H214ZM222 210V209H221ZM229 210V209H228ZM257 210V209H256ZM29 211H31V210H29ZM203 211V210H202ZM201 211V212H202ZM205 211H208V209L207 210H204L203 212L205 213ZM223 211V210H222ZM229 211V212H230ZM33 212V211H32ZM32 212H30V213H32ZM63 212V211H62ZM195 212H197V211H195ZM245 212H246V210H245ZM26 213V212H25ZM37 213V212H36ZM65 213V212H64ZM146 213V212H145ZM207 213H205L204 215H206ZM244 213V212H243ZM243 213H241V214H243ZM60 214V213H59ZM63 214V213H62ZM62 214H60V215H62ZM230 214V213H229ZM38 215V214H37ZM65 215H67L66 213H65ZM64 214L61 216L63 219L65 218L64 216H65ZM226 216H228L227 214H225ZM195 216V215H194ZM201 216V215H200ZM203 216V215H202ZM232 216V215H231ZM61 217H59L58 219H59V221H60V219H61ZM68 216H66V218H67ZM196 217V216H195ZM207 217V216H206ZM33 218V217H32ZM194 218V217H193ZM234 218V217H233ZM248 218V217H247ZM38 219V218H37ZM63 219H61V220H63ZM196 219V218H195ZM239 219V218H238ZM242 219V218H241ZM245 219V218H244ZM3 220H4V218L3 217H1V214H0V264H3L4 263V259H5V257H7L6 256V254H8L7 253V251L6 250H8V249H6L5 247H6V243H5V240H6V235L4 234V232H5V230L7 229H4L5 227H7L6 225H5V221L3 222ZM35 220H36V217H35ZM65 220V219H64ZM63 220V221H64ZM68 220V219H67ZM193 219H191V221H192ZM260 220V219H259ZM66 221V220H65ZM197 221V220H196ZM242 221V220H241ZM245 221V220H244ZM237 222H239L240 223V221L238 220ZM42 223V222H41ZM40 223V224H41ZM64 223V222H63ZM69 223H71V222H69ZM239 223H237V224H239ZM44 224V223H43ZM43 224H41V225H43ZM65 224V223H64ZM63 224V225H64ZM190 224V223H189ZM237 224H233V227H234V225H237ZM247 224V223H246ZM4 225H5V227H4ZM62 225V224H61ZM239 225H241V224H239ZM243 225H245V222H244V224ZM242 225V226H243ZM40 226V225H39ZM67 226H69V225H67ZM71 226V225H70ZM70 226H69V228H70ZM242 226H239V227H242ZM43 227V226H42ZM185 227H187V226H185ZM239 227H238V225L236 226V228L234 227V229L233 230H229L230 232V234L229 235H232L233 236V238H234V235L235 236H237V235H240L239 234V230L240 229H242V228H240L239 229ZM182 228V227H181ZM46 229V228H45ZM71 229H72V227H71ZM228 229V228H227ZM190 230H192V229H190ZM7 231H8V229H7ZM72 231H73V229H72ZM188 231V230H187ZM220 231V230H219ZM71 232V231H70ZM241 234H242V232H241ZM245 234V233H244ZM71 235H72V233H71ZM217 235V234H216ZM247 235V234H246ZM245 236V235H244ZM216 237V236H215ZM218 237V236H217ZM216 237V238H217ZM230 238H232L231 236H230ZM229 238V239H230ZM232 238V240H236V239H233ZM30 241V240H29ZM208 242H211V241H208ZM242 242V241H241ZM241 242H237V243H239L238 245L239 246H237V244H236V246H237V248H238V251H239V248H241V251L242 252H240L241 254V256H244L245 257V255H246V257L245 258H251V257H254L255 255V250H254V247H253V250L251 251L250 249H247L246 247H248V245L246 246H244V242L245 241H243L242 242V244H243V247L241 246L242 244H241ZM206 243V242H205ZM216 244V243H215ZM241 244V245H240ZM253 244H255L256 245V243H254L253 242ZM202 245V244H201ZM207 246H208V244H207ZM215 246V245H214ZM213 246V247H214ZM219 246V245H218ZM223 246V245H222ZM249 246H250V244H249ZM230 247V246H229ZM229 247H227V248H229ZM251 247V246H250ZM24 248V247H23ZM206 248V247H205ZM246 248V249H245ZM214 249V248H213ZM230 249V248H229ZM204 250V249H203ZM201 251V250H200ZM213 251V250H212ZM220 251V250H219ZM175 252V251H174ZM225 252V251H224ZM235 252V251H234ZM245 254H244V253ZM173 253V252H172ZM176 253V252H175ZM212 254V257H211V261H209L210 263L209 264H221L222 262L221 261H223V260H221L222 258L220 257V255H222V254H220V252H216V251H213V253H211ZM172 255V254H171ZM174 255V254H173ZM224 255V254H223ZM231 255V254H230ZM208 256H209V254H208ZM224 257H225V255H224ZM15 258V257H14ZM17 258V257H16ZM255 258V257H254ZM253 258V259H254ZM12 259V258H11ZM178 259V258H177ZM255 259H257V256H256V258ZM20 260V259H19ZM23 260V259H22ZM182 260V259H181ZM229 260V259H228ZM227 260V261H228ZM178 261H179V259H178ZM206 261V260H205ZM11 262V261H10ZM176 262V261H175ZM174 263V262H173ZM207 263V262H206ZM227 263V262H226ZM6 264V263H5ZM263 264H264V262H263Z\"/></svg>", "mask_w": 264, "mask_h": 264}]
</instances>
